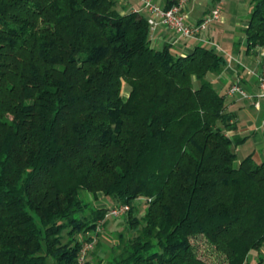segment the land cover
I'll list each match as a JSON object with an SVG mask.
<instances>
[{
    "label": "trees",
    "instance_id": "trees-1",
    "mask_svg": "<svg viewBox=\"0 0 264 264\" xmlns=\"http://www.w3.org/2000/svg\"><path fill=\"white\" fill-rule=\"evenodd\" d=\"M120 2L0 0V264H78L121 204L136 234L108 264H211L198 236L225 264H264L248 259L264 246V159L240 160L247 137L209 78L226 58L154 47L147 15ZM250 3L252 50L264 0Z\"/></svg>",
    "mask_w": 264,
    "mask_h": 264
},
{
    "label": "crops",
    "instance_id": "crops-1",
    "mask_svg": "<svg viewBox=\"0 0 264 264\" xmlns=\"http://www.w3.org/2000/svg\"><path fill=\"white\" fill-rule=\"evenodd\" d=\"M136 1L140 3L139 7L134 5L133 0H121L124 3H120V9L122 12L141 11L147 15L142 0ZM218 4L221 6L222 19L214 22L204 33L206 42L198 39H178L174 31L160 27L151 33L152 45L163 48L169 44L177 54L191 53L198 44L214 47L226 58L223 71L209 76L214 86L221 92H227L232 82L239 80L247 91L256 94L259 92L258 76L261 64L259 49L248 48L246 30L253 10L250 0H187V21L199 22ZM226 105L227 111L236 114L238 134L247 137L246 142L237 147V152H244L240 160L250 153H254L258 160H263L264 128L261 125L264 119V99L256 106L253 100L227 96ZM228 133L234 135V132ZM238 163L239 161L236 162Z\"/></svg>",
    "mask_w": 264,
    "mask_h": 264
},
{
    "label": "built area",
    "instance_id": "built-area-1",
    "mask_svg": "<svg viewBox=\"0 0 264 264\" xmlns=\"http://www.w3.org/2000/svg\"><path fill=\"white\" fill-rule=\"evenodd\" d=\"M173 3L170 7L166 6V0H142L143 9L147 14V21L151 33L160 27H166L174 31L178 39H198L200 41H207L204 39V33L214 23L222 19L221 6L216 5L209 13H207L199 22L189 23L187 21V13L185 4L187 0H171ZM261 64V71L258 76L259 92L252 94L247 91L239 80L232 82L228 88L227 95L230 97H238L246 100L255 101V105L259 106L261 99H264V45L258 47ZM262 128H264V119L262 121ZM146 201L145 198H139ZM130 210L129 205L121 204L111 207L105 214V218L99 222L96 231L102 230V225L106 219L118 218L127 215ZM96 237L92 240L85 241L82 244L78 264H84L88 255L95 249Z\"/></svg>",
    "mask_w": 264,
    "mask_h": 264
},
{
    "label": "rangeland",
    "instance_id": "rangeland-1",
    "mask_svg": "<svg viewBox=\"0 0 264 264\" xmlns=\"http://www.w3.org/2000/svg\"><path fill=\"white\" fill-rule=\"evenodd\" d=\"M132 2V0H130ZM124 3V2H120ZM135 6H140V3H137L136 0H133ZM123 95L126 98L128 95V85H125V89L123 91ZM244 155L243 150L238 151V156L241 158ZM85 198L91 202L92 205H102L107 203L110 205V201L106 198L102 193L94 195L91 192L84 193ZM135 205H139V210L141 216L144 213L145 203L143 200L137 199ZM101 231H96V229L88 235L92 237H96V249H94L86 260L89 264H108L109 260L113 255H117L120 253L121 249H117L116 245L120 241V233H124L126 239L130 238L132 235L136 234L135 229H127L126 226V215L118 218H109L104 221L102 225ZM98 234V235H97ZM97 235V236H96ZM89 241V240H88ZM85 242V241H84ZM99 245L97 247V244ZM192 242L198 249V253L201 257L206 259L211 264H225L224 257L220 255L218 252L214 251V249L210 246V244L206 241L204 237L198 236L192 239ZM116 246V247H115ZM259 256L264 258V246L261 248L260 253L256 251H252L249 255V262L255 263ZM85 264V263H84Z\"/></svg>",
    "mask_w": 264,
    "mask_h": 264
}]
</instances>
